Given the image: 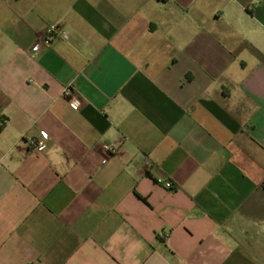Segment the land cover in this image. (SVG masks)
<instances>
[{
	"label": "crops",
	"instance_id": "obj_1",
	"mask_svg": "<svg viewBox=\"0 0 264 264\" xmlns=\"http://www.w3.org/2000/svg\"><path fill=\"white\" fill-rule=\"evenodd\" d=\"M0 117V264H264V0H0Z\"/></svg>",
	"mask_w": 264,
	"mask_h": 264
},
{
	"label": "built area",
	"instance_id": "obj_2",
	"mask_svg": "<svg viewBox=\"0 0 264 264\" xmlns=\"http://www.w3.org/2000/svg\"><path fill=\"white\" fill-rule=\"evenodd\" d=\"M59 34H60L59 26L57 24H51L47 29V31L42 36L41 41L34 46L33 50L35 52H40L45 47L49 46L51 42ZM64 93L70 97L71 99L70 104L72 107L76 109L80 107V102L78 101L77 94L71 88V86H67L66 88H64ZM6 123H7V119L0 117V127L5 126ZM49 139L50 137L48 133L41 132L39 137L30 139L31 149L37 152H43L48 147ZM105 149L108 151H114L113 147L110 145H106ZM157 182L163 184L168 189H171L173 187L170 181H164L162 179H158Z\"/></svg>",
	"mask_w": 264,
	"mask_h": 264
},
{
	"label": "trees",
	"instance_id": "obj_3",
	"mask_svg": "<svg viewBox=\"0 0 264 264\" xmlns=\"http://www.w3.org/2000/svg\"><path fill=\"white\" fill-rule=\"evenodd\" d=\"M3 128H4V126H1V127H0V131H1Z\"/></svg>",
	"mask_w": 264,
	"mask_h": 264
}]
</instances>
